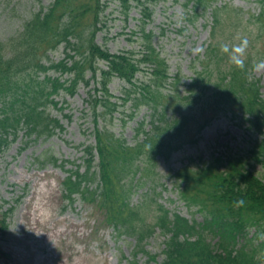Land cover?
<instances>
[{"label": "trees", "instance_id": "trees-1", "mask_svg": "<svg viewBox=\"0 0 264 264\" xmlns=\"http://www.w3.org/2000/svg\"><path fill=\"white\" fill-rule=\"evenodd\" d=\"M129 1L120 0V3L128 8ZM154 1L136 0L144 11L139 37L141 48L137 56L133 50L110 52L94 41L99 13L103 9L101 0H54L46 8L31 12L14 33L0 37V154L21 131L28 143L32 135L34 139L48 137L62 129L60 120L51 115L48 106L57 104L52 97L54 94L60 90L72 94L79 82L87 85L92 79L100 84L87 98L94 121L99 115L112 117L117 102L110 101L107 84L112 77L118 76L130 85L125 91V101H131L134 109L145 105L151 110L150 127L144 129V123L140 122L137 138L127 144L110 130L95 125V143L83 148L82 162L66 169L61 181V195L67 205L80 199L93 206L103 213V222L119 235L135 237L136 248L141 245L142 249L144 241L158 231L163 236L160 264H262L264 97L260 93L259 79L248 77L253 60L264 58V7L253 16V29L246 27L248 17L245 19L237 11H225L222 5L211 9L209 42L200 63L205 61V67L201 65L196 71L187 86L188 94L179 96L178 81H174L178 95L173 99L174 91L167 86L170 84L167 62L153 45L152 32L145 30L144 20L151 14L148 2ZM190 1L192 5L188 8ZM210 2L185 0V18L190 20L204 15ZM242 34L253 38L246 52L244 71L231 65L227 55L220 51L222 43L234 44L236 37ZM259 42L263 51L259 50ZM60 45L64 48V57L55 62L48 53ZM49 70L58 76L53 77ZM139 72L143 79L137 83ZM215 73L217 77L211 79ZM63 74L68 75V79L61 80ZM205 87L211 90L206 96ZM183 99L197 100L200 114L210 103L213 110H216L215 104L216 111L240 113L249 130L259 135L249 153H254L252 156L262 165L263 171L257 174L244 154L219 156L195 167L186 165L171 178L178 198L188 207H196L193 212L200 213L202 220L185 217L158 201L156 220L137 226L134 223L137 219L143 221L139 215L147 203L145 200L131 202L132 188L137 183L131 182L130 172L134 169L144 176L152 158H168L185 141L187 116L198 117L196 112L185 113L183 108L189 103ZM173 100L176 106L172 105ZM99 104L103 111H97ZM169 109L172 116L166 117ZM42 160L58 166L69 161L62 159L58 163L59 159L52 154H44ZM144 177L158 185V175ZM240 199L244 204L238 206L236 202ZM13 209L14 204L5 208L0 204L1 231L8 227L7 218ZM253 226H257L256 234L249 237L248 230Z\"/></svg>", "mask_w": 264, "mask_h": 264}, {"label": "rangeland", "instance_id": "rangeland-1", "mask_svg": "<svg viewBox=\"0 0 264 264\" xmlns=\"http://www.w3.org/2000/svg\"><path fill=\"white\" fill-rule=\"evenodd\" d=\"M53 1L0 0V37L14 33L31 12L40 7L46 8ZM184 1L148 2L151 14L150 18L144 20L145 30L153 34V45L167 62L170 83L167 86L174 91L173 99L178 95L173 82L178 81L181 92L179 96L188 94L187 86L196 71L201 69V65L205 67V61L200 64L204 52L193 55L192 49L203 46L205 50L209 42L211 9L215 5H222L225 11H237L245 19L248 17L246 27L253 29V16L264 7V0H211L204 15L187 20ZM191 5V1L188 2V8ZM101 8L94 41L110 52L133 50L137 56L141 48L139 37L144 14L141 6L136 0H130L128 8H124L120 0H101ZM245 36L249 46L252 45L253 38L246 34L240 37ZM235 42L239 43L237 39ZM257 45L263 51L262 44L259 42ZM64 53L60 45L50 51L48 56L57 62L64 57ZM209 67L212 65L209 64ZM49 72L53 77L58 76L54 71ZM251 76L259 79L260 93L264 97V72L251 73ZM68 77L63 74L61 80ZM216 77L215 73L211 79ZM136 79L138 83L143 79V74L137 73ZM204 82L208 84L207 80ZM95 86L100 87V84L91 79L87 85L79 82L72 94L65 90L58 91L52 96L57 104H49L48 111L60 120L62 129L48 137L34 139L32 135L28 143L21 131L18 138L0 154V204H3V208L14 204L7 218L8 227L4 231L0 230V264H160L163 236L158 231L144 241L142 249L141 245L137 249L135 237L119 235L112 226L103 222V213L80 199L67 205L61 195V181L67 173L66 169L81 163L83 148L95 143V125L110 130L127 144H132L137 138L136 129L140 122L144 123V129L150 127L151 110L145 105L134 109L131 101H125V91L130 89V85L118 76L112 77L107 84L110 101L117 102L116 110L112 117L99 115L95 122L87 102ZM210 93L211 90L205 87L204 96ZM202 100L206 101V98ZM183 101L189 103L183 108L185 113L196 112L198 118L187 116V137L168 158H152L151 166L144 176L158 175V185L155 186L141 173L134 172V169L130 172L131 182L137 183L132 188L131 202L145 200L147 203L146 209L140 211L139 215L143 221L137 219L134 223L137 226L151 224L156 220L158 201L185 217L202 220L200 213L193 212L196 207H188L178 198L171 178L174 172L186 165L195 167L196 164L210 162L219 156L225 158L229 154H244L257 174L263 171L262 165L252 156L254 153H249L259 135L249 130L240 113L216 111L217 105L214 104L216 110H213L210 103L206 105L204 113L200 114L196 108L199 105L195 102L197 100ZM175 102L173 100L172 105L176 106ZM97 107V111H103L100 104ZM171 116L172 110L169 109L166 117ZM203 121L204 124L198 130ZM44 154L56 156L58 163L62 159L69 161L63 166L49 161L41 162ZM6 200L8 202H4ZM256 227L249 228V237L256 234ZM216 239L212 238V242ZM260 239H264V232ZM150 255H154V258L151 259ZM261 263L264 264V258Z\"/></svg>", "mask_w": 264, "mask_h": 264}, {"label": "clouds", "instance_id": "clouds-1", "mask_svg": "<svg viewBox=\"0 0 264 264\" xmlns=\"http://www.w3.org/2000/svg\"><path fill=\"white\" fill-rule=\"evenodd\" d=\"M236 39L239 43L229 44L222 43L220 45V51L222 54H226L228 57V61L231 65H233L236 69L241 71L245 70V60H246V52L249 47V40L245 37L237 36ZM204 52V47L199 46L192 49L193 55H201ZM264 72V59L258 60L253 63L250 71H249V79L252 78L251 73H260ZM237 205H243L244 200L240 199L237 202Z\"/></svg>", "mask_w": 264, "mask_h": 264}]
</instances>
